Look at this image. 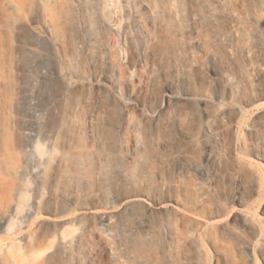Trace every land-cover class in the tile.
I'll return each instance as SVG.
<instances>
[{
    "label": "rangeland",
    "instance_id": "374dc122",
    "mask_svg": "<svg viewBox=\"0 0 264 264\" xmlns=\"http://www.w3.org/2000/svg\"><path fill=\"white\" fill-rule=\"evenodd\" d=\"M0 264H264V0H0Z\"/></svg>",
    "mask_w": 264,
    "mask_h": 264
},
{
    "label": "bare ground",
    "instance_id": "6f19581e",
    "mask_svg": "<svg viewBox=\"0 0 264 264\" xmlns=\"http://www.w3.org/2000/svg\"><path fill=\"white\" fill-rule=\"evenodd\" d=\"M213 74L214 75H219L220 73H219V71L214 67L213 68ZM175 96V92L174 91H172V90H170V89H167L165 92H164V94H163V98H164V100H167V101H172V99H173V97ZM160 109H162V106H160ZM138 199H139V197H134L133 199H132V201H138Z\"/></svg>",
    "mask_w": 264,
    "mask_h": 264
}]
</instances>
